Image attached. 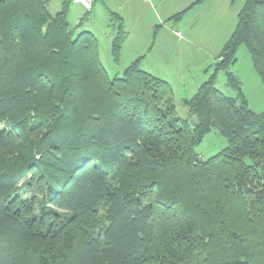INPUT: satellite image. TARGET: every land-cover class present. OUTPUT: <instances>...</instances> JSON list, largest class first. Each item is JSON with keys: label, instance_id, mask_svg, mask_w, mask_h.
I'll return each instance as SVG.
<instances>
[{"label": "trees", "instance_id": "trees-1", "mask_svg": "<svg viewBox=\"0 0 264 264\" xmlns=\"http://www.w3.org/2000/svg\"><path fill=\"white\" fill-rule=\"evenodd\" d=\"M51 1L0 0V264H264V111L229 71L245 47L264 93V0L243 1L187 118L141 58L109 77L74 0ZM211 130L226 146L201 159Z\"/></svg>", "mask_w": 264, "mask_h": 264}, {"label": "rangeland", "instance_id": "rangeland-1", "mask_svg": "<svg viewBox=\"0 0 264 264\" xmlns=\"http://www.w3.org/2000/svg\"><path fill=\"white\" fill-rule=\"evenodd\" d=\"M197 1L149 0L134 7L121 0H102L94 2L88 12L73 2L67 21L75 36L83 31L94 35L99 61L109 77L122 74L135 59H144L141 70L158 74L153 75L158 78L162 75L160 79L173 89L177 116L187 118V110L180 100L190 98L199 82L201 84L212 74L216 58L236 26L244 0ZM60 8L59 0H52L48 6L50 14ZM178 20L181 22L176 27L174 23ZM174 31L181 37L175 36ZM117 37L120 47L114 61L112 43ZM229 71L240 80L248 108L255 113L263 112V86L245 47L238 48L236 62ZM216 87L226 96L234 95L225 85L223 73L217 75ZM225 146V140L211 130L195 150L201 159H207Z\"/></svg>", "mask_w": 264, "mask_h": 264}, {"label": "crops", "instance_id": "crops-1", "mask_svg": "<svg viewBox=\"0 0 264 264\" xmlns=\"http://www.w3.org/2000/svg\"><path fill=\"white\" fill-rule=\"evenodd\" d=\"M97 1H102V0H96L95 2H97ZM121 1H125V2H128L129 4H131L132 6H134V7H136V6H140V5H144L146 2H148L147 0H121ZM94 6V5H93ZM184 7V6H183ZM183 7H181L180 9H182ZM93 8V7H92ZM182 11H184V10H182ZM171 19V18H170ZM181 20V19H180ZM180 20H178V21H175V23H174V26H176V27H178V25L180 24ZM179 29V28H178ZM170 32H172V31H170ZM175 36H178V37H181V34L178 32V31H174V33H173ZM143 64H144V59L142 60H140V65H141V67L143 66ZM144 70H145V68H143ZM145 71H147V70H145ZM147 72H149V71H147ZM149 73H151L152 75H156V76H158V74H153L152 72H149ZM160 78H162V75L160 76ZM163 79V78H162ZM205 81V80H204ZM199 85H200V82H199V84H198V86L196 87V90H197V88L199 87ZM182 99H184V98H182ZM181 99V100H182ZM180 100V101H181Z\"/></svg>", "mask_w": 264, "mask_h": 264}, {"label": "built area", "instance_id": "built-area-1", "mask_svg": "<svg viewBox=\"0 0 264 264\" xmlns=\"http://www.w3.org/2000/svg\"><path fill=\"white\" fill-rule=\"evenodd\" d=\"M95 1L96 0H74V3L82 5L85 10H90Z\"/></svg>", "mask_w": 264, "mask_h": 264}]
</instances>
